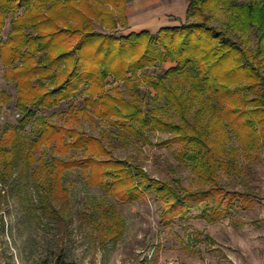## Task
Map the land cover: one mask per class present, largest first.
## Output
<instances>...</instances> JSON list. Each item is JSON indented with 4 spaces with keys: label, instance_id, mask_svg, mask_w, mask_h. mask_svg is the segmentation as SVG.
Listing matches in <instances>:
<instances>
[{
    "label": "trees",
    "instance_id": "16d2710c",
    "mask_svg": "<svg viewBox=\"0 0 264 264\" xmlns=\"http://www.w3.org/2000/svg\"><path fill=\"white\" fill-rule=\"evenodd\" d=\"M188 2L187 22L156 33L116 36L117 16L127 20L128 0H0V58L6 79L16 82L21 115L17 125L0 128L2 182L9 183L16 172L20 179L33 176L44 192L47 213L58 219L51 202L59 206L67 199L65 178L75 169L120 201L155 195L163 205L165 227L201 206L199 216L212 222L227 218L236 199L256 207L252 194L232 191L221 180L222 173L242 172L244 153L258 157L264 147V0ZM21 10L24 14L18 15ZM9 14L18 19L5 41ZM219 14L227 18L220 28L209 23ZM94 20L112 33L97 31ZM167 60L177 65L157 78L148 75L156 63ZM111 77L128 84L130 98L120 87L107 88ZM142 79L157 92L150 109L138 87ZM78 93L86 96V107L78 113L94 114L131 138L170 134L159 145H178L177 159L192 169L201 186L185 188L179 180L171 184L151 178L128 159L116 160L101 139L60 127L41 114ZM12 98L0 89V120ZM31 125L33 136L24 133ZM234 138L241 150L231 143ZM50 148L64 156L76 150L84 157L49 162ZM89 222L104 241L121 235L122 221L105 200Z\"/></svg>",
    "mask_w": 264,
    "mask_h": 264
},
{
    "label": "rangeland",
    "instance_id": "374dc122",
    "mask_svg": "<svg viewBox=\"0 0 264 264\" xmlns=\"http://www.w3.org/2000/svg\"><path fill=\"white\" fill-rule=\"evenodd\" d=\"M188 9V0H128L127 20H121L118 15L120 25L113 32L116 36L144 30L156 33L163 27L187 22ZM24 12L21 10L18 15ZM18 15L6 17L5 41L15 30ZM226 22V16L219 14L209 23L220 28ZM94 26L97 31L112 33L101 21L94 20ZM256 41L253 37L251 47H256ZM176 65L171 60L158 62L148 75L157 78ZM5 69L0 58V89L13 97L3 106L2 130L17 125L21 119L16 106V82L6 79ZM142 81L138 87L147 104L144 107L153 108L157 92ZM115 87H120L127 98L133 94L127 83L111 77L107 88ZM85 101L86 96L78 93L54 110L43 109L41 114L51 116L52 122L60 127L101 139L116 160L128 159L151 178L171 184L179 180L185 188L201 186L192 169L177 159L178 145H159L170 134L148 132L147 140L131 138L94 114L78 113L86 107ZM34 128L28 126L24 133L33 136ZM231 143L241 150L235 138ZM46 153L49 162L56 158L84 157L76 150L67 156L53 148ZM247 153L240 158L242 172L231 176L222 173L221 181L232 191L252 194L256 207L243 206L236 199L227 218L215 217L212 222L199 216L205 208L201 206L187 218H178L172 227L162 224L163 205L155 195L135 202L120 201L106 189L90 185L80 169L67 173L64 183L69 194L64 203L58 206L51 202L57 206L60 219L47 213L44 192L33 176L20 179L16 172L9 183L0 178V264H264V147L258 157ZM104 200L122 221L120 237L106 241L89 222L90 216H98Z\"/></svg>",
    "mask_w": 264,
    "mask_h": 264
}]
</instances>
